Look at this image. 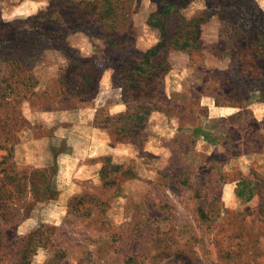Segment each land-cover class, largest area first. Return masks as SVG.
I'll use <instances>...</instances> for the list:
<instances>
[{"label": "rangeland", "instance_id": "374dc122", "mask_svg": "<svg viewBox=\"0 0 264 264\" xmlns=\"http://www.w3.org/2000/svg\"><path fill=\"white\" fill-rule=\"evenodd\" d=\"M218 1L190 0L181 9L180 16H197L199 48L191 55L161 51L169 64L163 85L137 101L125 100L111 67L94 98L77 103L57 94L69 61L104 56L107 31L94 15L64 42L39 38L36 95L22 104L29 123L15 158L21 168L53 169L51 190L43 202L29 197L20 204L25 218L5 237L0 264H264V57L262 41L252 36L264 24V0L231 2L226 11L235 28ZM61 2L70 3L0 0V51ZM162 4L123 0L116 33L130 36L128 51L157 44L159 33L147 21ZM128 51L116 48L113 62ZM4 74L0 63V89ZM143 102L152 110L134 137L138 144L121 132L115 142V127L105 120ZM106 156L123 169L130 165L135 177L121 182L105 210L82 214L71 201L103 185Z\"/></svg>", "mask_w": 264, "mask_h": 264}, {"label": "trees", "instance_id": "16d2710c", "mask_svg": "<svg viewBox=\"0 0 264 264\" xmlns=\"http://www.w3.org/2000/svg\"><path fill=\"white\" fill-rule=\"evenodd\" d=\"M189 1L162 0L160 9L152 13L147 21L159 33V41L145 51L136 48L128 51V44L132 42L130 36L119 37L116 33V28L121 24L124 15L123 0H69L70 3L61 2L57 6L50 4L46 11L37 14L35 22L38 25L29 32V35L16 36L10 44V49L0 51V63L5 71L4 86L0 89V254L6 249L7 234L25 218L20 204L29 197L35 202H43L49 197L51 190L53 169L21 168L15 158L20 132L29 123L22 104L36 95L37 79L32 64L38 56L35 43L40 37L64 42L71 30L83 26L84 18L94 15L107 31L104 56L73 58L69 61L68 66L63 71L61 69L58 74L57 94L77 103L86 102L99 93L103 74L106 68L111 67L113 82L122 87L125 100L137 101L136 97L140 94L141 97H148L163 85L164 74L169 64L166 57L160 56L161 51L177 49L191 55L199 48L201 25L197 22V16L189 19L180 16L181 9ZM231 2L236 5L234 0H219L215 6L221 8L220 14L223 15V19L232 26L230 20L232 15L226 11L228 6H232ZM45 23L48 29L40 30L38 26ZM232 27L235 28L237 25ZM254 31L252 36L256 35V39L262 41L259 55L264 57V24L255 25ZM116 48L128 51L120 63L112 60ZM151 110L152 107L143 102L138 106L128 107L125 112L118 115L109 116L105 121L111 122L115 127L113 133L117 138L114 141H122L126 137L124 141L138 144L134 137L141 132L142 124ZM119 122L121 123L118 124ZM200 127L201 125H196L193 128L195 135ZM120 132L125 136L118 137ZM102 160L100 174L103 185L83 190L71 201V205L76 201L81 204L82 214L90 216L99 210H105L113 193L121 188V182L135 177L130 165L124 166L123 169V165L112 163L110 156L103 157ZM202 215L204 218L208 217L205 211Z\"/></svg>", "mask_w": 264, "mask_h": 264}]
</instances>
